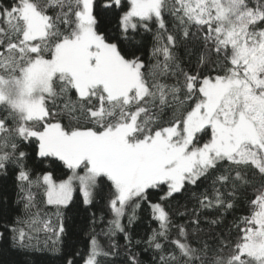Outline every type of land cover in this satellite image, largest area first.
<instances>
[{"label":"snow or ice","instance_id":"snow-or-ice-1","mask_svg":"<svg viewBox=\"0 0 264 264\" xmlns=\"http://www.w3.org/2000/svg\"><path fill=\"white\" fill-rule=\"evenodd\" d=\"M107 12L115 32L101 27ZM153 28L145 58L137 37ZM194 39L201 48L186 50L196 56L186 71L176 49ZM62 113L71 117L67 124ZM31 159L50 163L36 174ZM57 162L70 171L66 178L56 173ZM10 170L27 214L5 225L15 247H35L41 232L61 244L68 230L62 210L79 190L86 205L107 201L114 218L102 231L123 233L129 245L121 220L128 214L131 225L147 205L159 223L145 241L156 264H264V0L0 4V175ZM202 181L208 187L193 194L190 219L169 240L162 202ZM248 188L252 211L236 225L238 239L202 238L201 225L221 224ZM40 190L56 206V227L30 211ZM152 192L163 193L161 202L152 203ZM207 211L217 218L207 219ZM89 245L84 264L119 256L114 241L104 250L93 235ZM77 255L69 253L64 264H77ZM126 264L140 261L128 256Z\"/></svg>","mask_w":264,"mask_h":264},{"label":"trees","instance_id":"trees-1","mask_svg":"<svg viewBox=\"0 0 264 264\" xmlns=\"http://www.w3.org/2000/svg\"><path fill=\"white\" fill-rule=\"evenodd\" d=\"M13 0H0V4L9 5ZM44 3V0H40ZM100 4L101 0H97ZM166 23L169 28L172 26V18L165 15ZM101 27L103 30L116 31L115 20L111 12L104 13L101 20ZM156 28H153L152 33H141L137 39L141 40L143 47L141 49L142 55L147 58L150 54L152 45L154 43V33ZM192 31H196L193 27ZM166 42V41H165ZM201 44L197 39L182 42L181 46L176 49L177 54L181 57L182 66L186 71H190L195 67L196 56L195 54L188 56L186 50H191L196 53L200 50ZM215 59V57H213ZM147 63V59H145ZM59 104L60 101H57ZM60 111V109H55ZM61 123L67 124L71 121V117L67 113H62L58 118ZM31 154V148L24 149ZM50 161L40 163L38 159H31L28 161L36 174H39ZM56 173L61 178H66L70 174L61 162H57ZM51 170V169H49ZM208 187V181L198 182V186H187V190L182 193L175 194L173 197L163 201V206L168 212L171 225L169 232V240H176L178 233L176 225L186 224L190 217L186 215L193 210L196 205V200L193 194H199ZM258 187V185H257ZM36 192V189H33ZM162 192H152L149 199L152 203L161 202ZM253 189L248 188L240 195V198L235 202L233 209L229 210L222 217V223L219 225L209 226L203 223L201 227L204 232L201 233L202 238L212 239L213 236H222L225 242H232L238 239V230L236 225L241 224V219L247 216L252 211L250 200L253 199ZM74 203L68 208L63 209L65 218V227L68 229L63 237H61V244H55L56 236L51 232L38 234L37 240L33 243L35 247L19 248L13 245L11 239L12 233L5 227V225H14L16 218L26 219L27 214L24 208V203L20 200V191L15 175L10 170L7 176L0 175V264H64L65 256L69 253H77L75 257L77 264H84V260L90 250V237L95 235L99 244L107 250L110 243L113 241L118 245L117 251L119 256H109L104 258L99 257L100 264H126L128 256H135L139 259L140 264H156V253L148 248L145 243L147 238L152 234L153 230H159V223L153 218L151 210L147 205H142L136 209L135 217L131 225L128 224V214L122 218L121 223L126 225V231L129 234L132 243L129 245L123 233H116L115 237L106 236L104 229L107 228L108 221L112 220L113 214L110 211L107 201L101 200L99 197L91 205H86L83 200L82 192L77 190L73 193ZM32 212H39L52 221V226L56 227L58 221L56 216V206L48 205L46 198L42 195V190L37 192V203L35 208L31 209ZM131 209L128 210V213ZM95 214V223H93V216ZM207 219H216L218 213L216 211H207L203 214ZM103 217V220L100 218ZM205 233H211L210 236H205ZM53 247L57 251L53 250ZM171 247V245H169ZM224 254L227 255L230 251L229 248H224Z\"/></svg>","mask_w":264,"mask_h":264}]
</instances>
